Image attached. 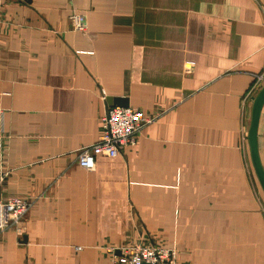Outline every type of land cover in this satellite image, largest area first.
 I'll return each instance as SVG.
<instances>
[{"label":"crops","instance_id":"0c3cea01","mask_svg":"<svg viewBox=\"0 0 264 264\" xmlns=\"http://www.w3.org/2000/svg\"><path fill=\"white\" fill-rule=\"evenodd\" d=\"M260 74L264 0H0V198L32 202L0 264H110L127 242L177 264H264L247 143ZM108 98L157 120L86 172ZM257 146L264 170V105Z\"/></svg>","mask_w":264,"mask_h":264},{"label":"built area","instance_id":"2783aa9c","mask_svg":"<svg viewBox=\"0 0 264 264\" xmlns=\"http://www.w3.org/2000/svg\"><path fill=\"white\" fill-rule=\"evenodd\" d=\"M71 30L75 33L87 32L86 16L72 13L69 17ZM193 67V62L186 63ZM255 85L264 83V75H254ZM157 117H148L132 108L114 107L106 111L101 118V131L97 141L77 154V165L86 172H92L96 158H116L125 148L134 147L143 129L153 124ZM5 146L0 136V192L8 177L4 170ZM32 207V202L23 197L6 200L0 198V234L13 231L17 236L23 233L25 217ZM115 251H118L116 253ZM110 264H177L178 252L173 248L155 245H140L127 242L111 250Z\"/></svg>","mask_w":264,"mask_h":264},{"label":"water","instance_id":"95a60500","mask_svg":"<svg viewBox=\"0 0 264 264\" xmlns=\"http://www.w3.org/2000/svg\"><path fill=\"white\" fill-rule=\"evenodd\" d=\"M106 101L109 104L110 108H114V107L127 108L128 107V104L123 99L108 98V100ZM263 105H264V85L253 100L252 111H251V121H250L249 129L247 132V143L249 147L251 163L254 168L257 179L259 181V184L264 193V170H263V166L260 160L258 146H257V128H258L259 117H260V113H261V109Z\"/></svg>","mask_w":264,"mask_h":264}]
</instances>
